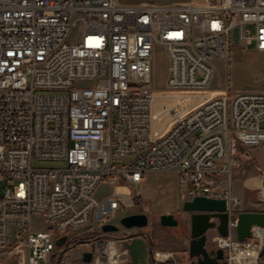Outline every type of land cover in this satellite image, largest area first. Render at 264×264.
Instances as JSON below:
<instances>
[{"label": "built area", "instance_id": "built-area-1", "mask_svg": "<svg viewBox=\"0 0 264 264\" xmlns=\"http://www.w3.org/2000/svg\"><path fill=\"white\" fill-rule=\"evenodd\" d=\"M79 23L81 39L69 42ZM155 45L169 58L167 91L208 92L212 60L264 52V0H0V250L12 245L19 264H56L59 238L103 231L136 204L132 185L161 170L178 172L183 201L226 199L229 234L216 247L228 264H261L264 228L237 239L232 181L242 149L264 146V91L209 95L155 133ZM102 184L114 189L97 199ZM94 250L98 264L107 251ZM151 250L154 264L174 260Z\"/></svg>", "mask_w": 264, "mask_h": 264}, {"label": "rangeland", "instance_id": "rangeland-1", "mask_svg": "<svg viewBox=\"0 0 264 264\" xmlns=\"http://www.w3.org/2000/svg\"><path fill=\"white\" fill-rule=\"evenodd\" d=\"M193 2L194 0H116L120 4H174ZM82 36V25L79 23L73 28L69 36V42H77ZM214 66V65H213ZM169 58L165 48L161 45H155L152 58L153 71V86L156 89L154 94V132L161 133L165 127L170 125V121L181 115L188 106L196 105L202 102L207 96L211 95L207 91H167ZM229 83L231 89L243 90H263L264 91V54L258 52L253 45L248 49H232L226 59H221L218 66L214 67V77L211 86L218 82L220 86L225 82ZM214 82V83H213ZM264 128V123L262 124ZM166 129V128H165ZM164 129V130H165ZM55 161L49 160H34L33 165L37 168L52 167L57 165ZM4 184L0 183V194L2 193ZM114 189L111 184L100 185L95 196L101 199L107 194H110ZM133 194L139 196L133 206L127 208L124 212L118 215L113 223L120 226L118 232H103L96 227H85L81 229L75 236L70 238L62 247H56L57 255L52 261L58 263L60 259L65 260V252L71 251L70 255L77 256L74 261L76 264H84L82 257L83 253L95 249L107 251L102 253L101 260L98 262H108L109 250L106 245L117 246L119 251L118 264H131V259L126 254L123 246V237L134 233L146 234L149 231L148 238L155 240L161 238L165 241L170 239L169 236L161 235L159 232L160 215L163 213H174L179 219V223L187 222L185 212L182 208L181 192L184 190L180 183L179 175L176 170H161L147 172L143 182L134 183L132 185ZM134 213H146L149 217V224L144 228L127 229L120 223L123 216ZM41 224H49L45 219H34ZM180 223V224H181ZM178 224V227H180ZM174 228V227H173ZM169 227V231L174 230ZM127 232V233H126ZM109 242H113L107 244ZM95 251V250H94ZM111 261V260H110ZM0 264H19L18 256L13 252L12 245L0 250ZM27 264V261L24 263ZM151 264V263H150Z\"/></svg>", "mask_w": 264, "mask_h": 264}, {"label": "water", "instance_id": "water-1", "mask_svg": "<svg viewBox=\"0 0 264 264\" xmlns=\"http://www.w3.org/2000/svg\"><path fill=\"white\" fill-rule=\"evenodd\" d=\"M182 208L190 215V241L189 259L191 264H228L224 259V251L218 247L207 246L209 231L214 229L220 236H228V213L227 201L224 198H213L206 196H195L193 199H186ZM159 222L164 227H175L179 219L174 213H163ZM121 225L127 229L144 228L149 224V217L146 213H134L121 217ZM253 226L264 228V211H241L236 226V237L242 241L252 236ZM104 232H118L120 226L115 223H105L102 226ZM67 236L59 238L56 243L58 247L64 245ZM149 243L143 236L127 235L123 237V246L130 256L131 264H150L152 250ZM93 250L83 253L82 260L85 264H91ZM261 264H264V248L260 253Z\"/></svg>", "mask_w": 264, "mask_h": 264}, {"label": "crops", "instance_id": "crops-1", "mask_svg": "<svg viewBox=\"0 0 264 264\" xmlns=\"http://www.w3.org/2000/svg\"><path fill=\"white\" fill-rule=\"evenodd\" d=\"M203 0H194L193 3H201ZM261 52V51H258ZM264 54V52H261ZM218 58L212 60V65L218 66L221 59ZM214 83V82H213ZM229 83L226 81L224 85L220 86L218 82L214 85H210L208 93L211 95H217L227 89H229ZM264 146H257L251 148L242 149V164L236 168L233 175L232 181V192L240 200L241 211H253L257 210L260 201L264 200ZM146 175V174H145ZM145 175L143 181L145 179ZM142 181V182H143ZM133 190L131 189V192ZM181 201H183L182 195H180ZM187 222H180V227L175 226L172 231H169V227H164L160 224L159 232L161 235L169 236L170 239L165 241L161 238L150 240L148 238L149 231L146 233L145 239L150 244V249L168 250L174 254V260L167 264H191L188 251H189V224L190 215H186ZM127 233V232H126ZM207 246L209 248L216 247V239L219 236L217 231L212 229L209 231ZM71 251L65 252L64 264H76L74 261L78 258L77 256L70 255ZM151 264H154L151 261Z\"/></svg>", "mask_w": 264, "mask_h": 264}, {"label": "bare ground", "instance_id": "bare-ground-1", "mask_svg": "<svg viewBox=\"0 0 264 264\" xmlns=\"http://www.w3.org/2000/svg\"><path fill=\"white\" fill-rule=\"evenodd\" d=\"M124 191H127V190H124ZM113 244V243H112ZM107 246V248H108V250H109V258H110V260L108 261V262H102V264H118V262H119V258L118 257H120L119 255V251H118V248H117V246H112V247H110L109 245H106Z\"/></svg>", "mask_w": 264, "mask_h": 264}, {"label": "trees", "instance_id": "trees-1", "mask_svg": "<svg viewBox=\"0 0 264 264\" xmlns=\"http://www.w3.org/2000/svg\"><path fill=\"white\" fill-rule=\"evenodd\" d=\"M139 196H137V195H134V200L136 201V199L138 198Z\"/></svg>", "mask_w": 264, "mask_h": 264}, {"label": "flooded vegetation", "instance_id": "flooded-vegetation-1", "mask_svg": "<svg viewBox=\"0 0 264 264\" xmlns=\"http://www.w3.org/2000/svg\"><path fill=\"white\" fill-rule=\"evenodd\" d=\"M188 230H189V233H190V227H189V229H188Z\"/></svg>", "mask_w": 264, "mask_h": 264}]
</instances>
